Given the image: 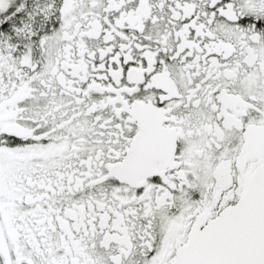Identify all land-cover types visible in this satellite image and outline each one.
<instances>
[{"label": "snow or ice", "instance_id": "snow-or-ice-1", "mask_svg": "<svg viewBox=\"0 0 264 264\" xmlns=\"http://www.w3.org/2000/svg\"><path fill=\"white\" fill-rule=\"evenodd\" d=\"M0 264H264V0H0Z\"/></svg>", "mask_w": 264, "mask_h": 264}]
</instances>
